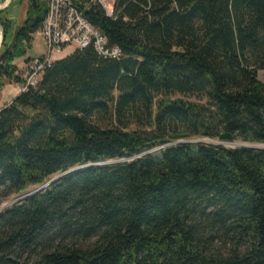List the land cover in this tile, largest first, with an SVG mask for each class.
I'll return each mask as SVG.
<instances>
[{
  "label": "trees",
  "instance_id": "obj_1",
  "mask_svg": "<svg viewBox=\"0 0 264 264\" xmlns=\"http://www.w3.org/2000/svg\"><path fill=\"white\" fill-rule=\"evenodd\" d=\"M75 1L119 53L77 48L0 105V207L62 174L0 212V264H264V0ZM12 4L0 90L48 12Z\"/></svg>",
  "mask_w": 264,
  "mask_h": 264
},
{
  "label": "built area",
  "instance_id": "obj_2",
  "mask_svg": "<svg viewBox=\"0 0 264 264\" xmlns=\"http://www.w3.org/2000/svg\"><path fill=\"white\" fill-rule=\"evenodd\" d=\"M11 0H1L0 9L6 8ZM48 12L44 19L40 33L43 36L49 52L42 57L30 58L25 62L21 73L25 79L22 91L29 86H35L40 81V75L46 66L51 65L55 59L53 51L61 52L66 46L84 48L93 44L104 55L116 56L119 49L110 50L107 39L99 28L92 25L75 0H46ZM85 6L100 4L108 15H112L115 0H80ZM21 91V92H22Z\"/></svg>",
  "mask_w": 264,
  "mask_h": 264
},
{
  "label": "rangeland",
  "instance_id": "obj_3",
  "mask_svg": "<svg viewBox=\"0 0 264 264\" xmlns=\"http://www.w3.org/2000/svg\"><path fill=\"white\" fill-rule=\"evenodd\" d=\"M13 1V4L11 6V8H9V13L12 14L13 16H15L16 18H18L19 22H22V20L25 17V12L27 9V1L28 0H11L10 3ZM46 1V0H45ZM9 3V4H10ZM1 34H2V28L0 26V38H1ZM75 46H66L61 52L58 51H53L52 56L55 60L63 58L67 55H69L70 53H72L75 50ZM49 52V49L47 47V45L45 44V41L43 39V36L41 35L40 32L36 33L34 35V40H33V47L32 49H30L26 55V57L24 58H19L16 60V64L19 68V70L21 71V68L24 67L26 59L27 58H35V57H42L44 55H47ZM259 78L261 80L264 81V69L259 70ZM41 79V77H40ZM24 86V84L22 83H15L9 79L5 80V86L0 90V105H5L7 103H10L13 98L15 97V93L17 92H21L22 87ZM195 142L197 141H204L210 144H224L225 146H229V147H234L237 146V143H243L240 140H237L235 142H221L219 140L216 139H210V138H201V139H196L193 140ZM161 147H157L151 150V152L153 153H157V151L160 149ZM117 160H109V161H104L101 162L100 164H104V163H113ZM15 198H11L8 200H5L2 204L3 205H10L12 204V200H14ZM230 243L224 242L222 239H216L215 240V247L219 248L225 252H227L230 248Z\"/></svg>",
  "mask_w": 264,
  "mask_h": 264
},
{
  "label": "water",
  "instance_id": "obj_4",
  "mask_svg": "<svg viewBox=\"0 0 264 264\" xmlns=\"http://www.w3.org/2000/svg\"><path fill=\"white\" fill-rule=\"evenodd\" d=\"M0 3H1V0H0ZM0 26H1V25H0ZM1 42H2V34H1V38H0V45H1ZM236 145H237V146H240V145H247V146H253V147H263V145L244 144V143H242V144H241V143H237ZM61 175H62V174L55 176V177L52 178L49 182H47L46 185H48V184H50V183L56 181ZM46 185H43L42 187L37 188V189H35V190H33V191H31V192H29V193H27V194H24V195H22V196H20V197H17V198H15L14 200H12L11 202L13 203V202L18 201V200H20V199H23V198L27 197L28 195H30V194H32V193H35V192H37V191H39V190H41V189L44 188ZM7 206H8V205H3V206H1V207H0V212H1L5 207H7Z\"/></svg>",
  "mask_w": 264,
  "mask_h": 264
},
{
  "label": "crops",
  "instance_id": "obj_5",
  "mask_svg": "<svg viewBox=\"0 0 264 264\" xmlns=\"http://www.w3.org/2000/svg\"><path fill=\"white\" fill-rule=\"evenodd\" d=\"M18 64V63H17ZM20 92H17V93H15V96L17 95V94H19Z\"/></svg>",
  "mask_w": 264,
  "mask_h": 264
}]
</instances>
